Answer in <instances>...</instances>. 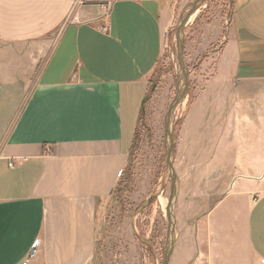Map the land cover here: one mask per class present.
Listing matches in <instances>:
<instances>
[{
    "label": "crops",
    "instance_id": "crops-1",
    "mask_svg": "<svg viewBox=\"0 0 264 264\" xmlns=\"http://www.w3.org/2000/svg\"><path fill=\"white\" fill-rule=\"evenodd\" d=\"M175 4L0 0V80L44 60L15 116L0 112V264H94L98 204L128 164ZM198 65L177 143L191 263L264 264V0H233Z\"/></svg>",
    "mask_w": 264,
    "mask_h": 264
},
{
    "label": "rangeland",
    "instance_id": "rangeland-1",
    "mask_svg": "<svg viewBox=\"0 0 264 264\" xmlns=\"http://www.w3.org/2000/svg\"><path fill=\"white\" fill-rule=\"evenodd\" d=\"M194 1L176 0V22L167 37L166 53L152 77L128 164L115 190L98 204L94 264L164 262L171 241L168 238L167 205L172 181L166 161L170 141L166 135L165 117L178 88L181 92L185 85V76L178 62L177 30ZM203 6L185 27L184 64L189 74L188 92L171 117L177 194L172 207L176 224L175 247L169 264H192L191 230L182 222V205L184 199L192 196L194 184L193 176L188 174L191 160L180 156L177 143L182 122L201 84L193 79V75L207 51L223 44L233 0H206ZM193 49L200 58H186ZM29 59L34 63L32 58ZM43 63L44 60L37 67L35 62L22 78H17L16 67H13L9 73L13 78L10 81H13L0 80V87L6 86L9 91L0 94V112L4 118L12 119L25 102ZM206 192L213 194L214 189L208 188Z\"/></svg>",
    "mask_w": 264,
    "mask_h": 264
},
{
    "label": "water",
    "instance_id": "water-1",
    "mask_svg": "<svg viewBox=\"0 0 264 264\" xmlns=\"http://www.w3.org/2000/svg\"><path fill=\"white\" fill-rule=\"evenodd\" d=\"M205 2L206 0L194 1L192 3L191 10H189L187 14L185 15V17L181 20L178 26V30H177V37L179 38L178 62L185 76V85L181 92H180V89L178 88L176 96L171 102L169 109L167 111L166 117H165L166 135L170 141V144L166 152L167 153L166 161L170 168V172L172 175V181H171V187H170V196H169L168 205H167V218H168V225H169L168 226V238H171V241H170L169 246L167 247V251H166L163 264H169V261H170V258L172 256L173 249H174V243H175L174 237H175V232H176V224L173 218L172 207H173V203H174V200L177 194V173H176V169L174 167L173 160H172L174 140H173L172 131H171V117H172V114L175 112L179 103L186 98V95L188 92L189 74L186 71V66L184 64L185 27L190 22L192 16L198 12V10L205 4ZM144 104H145V99L142 102L143 111L145 109Z\"/></svg>",
    "mask_w": 264,
    "mask_h": 264
},
{
    "label": "built area",
    "instance_id": "built-area-1",
    "mask_svg": "<svg viewBox=\"0 0 264 264\" xmlns=\"http://www.w3.org/2000/svg\"><path fill=\"white\" fill-rule=\"evenodd\" d=\"M73 20L76 21L77 18L74 17ZM102 29H103L104 31H107V30H108V26H107V25H104V26L102 27ZM13 164H14V162L12 161V162L10 163V165H13ZM23 264H27V261H25Z\"/></svg>",
    "mask_w": 264,
    "mask_h": 264
},
{
    "label": "bare ground",
    "instance_id": "bare-ground-1",
    "mask_svg": "<svg viewBox=\"0 0 264 264\" xmlns=\"http://www.w3.org/2000/svg\"><path fill=\"white\" fill-rule=\"evenodd\" d=\"M195 15H196V14H194V15L192 16V18H191V20H190V21H192V20H193V18L195 17Z\"/></svg>",
    "mask_w": 264,
    "mask_h": 264
}]
</instances>
